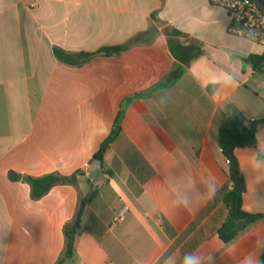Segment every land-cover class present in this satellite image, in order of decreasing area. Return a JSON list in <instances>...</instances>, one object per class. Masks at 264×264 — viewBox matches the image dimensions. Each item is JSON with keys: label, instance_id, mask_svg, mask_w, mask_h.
Here are the masks:
<instances>
[{"label": "crops", "instance_id": "1", "mask_svg": "<svg viewBox=\"0 0 264 264\" xmlns=\"http://www.w3.org/2000/svg\"><path fill=\"white\" fill-rule=\"evenodd\" d=\"M228 27L226 11L210 0H0V264H55L79 195L93 190L73 264H164L187 252L211 255L212 264H248L253 256L262 264L256 244L264 221L229 243L218 235L228 215L219 191L230 186L220 121L264 120V70L248 61L264 46ZM132 40L120 54L81 66L53 53ZM171 47L183 58L200 53L184 64ZM120 113L123 137L88 181L89 162ZM256 139L259 151L236 155L248 186L244 209L264 213L257 206L264 124ZM78 169V188L57 185L38 200L8 177ZM209 183L214 196H205ZM183 204L190 207L174 211ZM122 209L125 220L113 224Z\"/></svg>", "mask_w": 264, "mask_h": 264}, {"label": "trees", "instance_id": "2", "mask_svg": "<svg viewBox=\"0 0 264 264\" xmlns=\"http://www.w3.org/2000/svg\"><path fill=\"white\" fill-rule=\"evenodd\" d=\"M261 1L264 3V0ZM174 33L176 35L180 34L178 31ZM134 40L119 46L102 47L94 52H68L55 46L53 47V53L56 59L65 65L81 66L96 57H108L120 54ZM171 50L184 64H189L200 53L199 49L196 48L195 53L189 55L187 58H183L181 52H177L173 47H171ZM248 61L255 71L264 70V52L262 55L249 56ZM121 119L122 113L117 117L110 134L102 142L99 150L90 160L89 165H93L95 160L98 159L101 161V168H103L105 152L112 144L123 137ZM261 124H264V120H253L248 122L247 125H243L240 117L232 114L224 115L218 126L217 142L227 162V175L230 185L224 186L219 191L223 203L228 210V215L218 230L219 237L225 243L234 240L252 224L264 221V213L249 212L244 209V196L248 193V186L246 184V176L240 170L236 155V150L239 148L255 147L257 145L256 131ZM83 174V169H78L69 175L51 172L41 176L22 175L9 171L8 177L11 181L27 183L30 186L31 198L38 200L48 194L57 185H70L78 188L81 175ZM96 194L97 192L93 190L85 197L79 195L74 216L64 225V248L55 264H73L75 242L80 233L82 216L84 210L92 202ZM261 263L264 264V248L261 253Z\"/></svg>", "mask_w": 264, "mask_h": 264}, {"label": "built area", "instance_id": "3", "mask_svg": "<svg viewBox=\"0 0 264 264\" xmlns=\"http://www.w3.org/2000/svg\"><path fill=\"white\" fill-rule=\"evenodd\" d=\"M210 2L226 11L230 33L264 46V11L253 0H210ZM126 212V209H122L116 213L112 223L123 222Z\"/></svg>", "mask_w": 264, "mask_h": 264}, {"label": "clouds", "instance_id": "4", "mask_svg": "<svg viewBox=\"0 0 264 264\" xmlns=\"http://www.w3.org/2000/svg\"><path fill=\"white\" fill-rule=\"evenodd\" d=\"M227 82L229 84H237V82L229 75L227 76ZM238 85V84H237ZM260 150V145H257L256 151ZM264 180V178H258L257 181ZM215 187L209 183L206 188V195L205 196H214L215 195ZM258 207H264V200L257 201ZM183 209H187L190 207L188 204L177 205L174 208V211L178 212ZM256 248L262 249L264 248V240L258 239ZM213 257L211 255L207 256H200L193 252H187L182 255L179 259L176 256H168L164 260V264H212ZM248 264H258V261L255 256L251 260H249Z\"/></svg>", "mask_w": 264, "mask_h": 264}, {"label": "water", "instance_id": "5", "mask_svg": "<svg viewBox=\"0 0 264 264\" xmlns=\"http://www.w3.org/2000/svg\"><path fill=\"white\" fill-rule=\"evenodd\" d=\"M253 2L261 9L264 11V3L261 0H253ZM101 166V161L100 160H95V165H94V170L89 174L88 181L93 179L96 175V169L100 168Z\"/></svg>", "mask_w": 264, "mask_h": 264}]
</instances>
